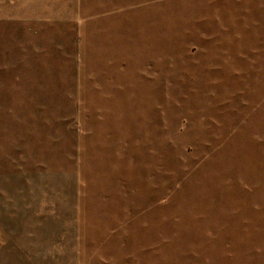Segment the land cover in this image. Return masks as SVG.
Segmentation results:
<instances>
[{
    "label": "rangeland",
    "instance_id": "rangeland-1",
    "mask_svg": "<svg viewBox=\"0 0 264 264\" xmlns=\"http://www.w3.org/2000/svg\"><path fill=\"white\" fill-rule=\"evenodd\" d=\"M0 264H264V0H0Z\"/></svg>",
    "mask_w": 264,
    "mask_h": 264
}]
</instances>
